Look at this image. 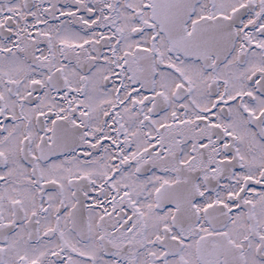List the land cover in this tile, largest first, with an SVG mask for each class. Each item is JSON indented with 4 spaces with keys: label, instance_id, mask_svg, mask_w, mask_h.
Returning <instances> with one entry per match:
<instances>
[{
    "label": "snow or ice",
    "instance_id": "1",
    "mask_svg": "<svg viewBox=\"0 0 264 264\" xmlns=\"http://www.w3.org/2000/svg\"><path fill=\"white\" fill-rule=\"evenodd\" d=\"M0 264H264V0H0Z\"/></svg>",
    "mask_w": 264,
    "mask_h": 264
}]
</instances>
